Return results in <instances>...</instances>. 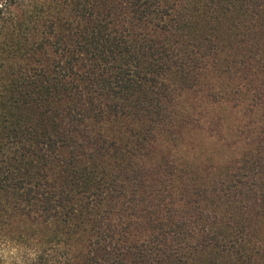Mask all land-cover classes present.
Returning <instances> with one entry per match:
<instances>
[{"label": "trees", "instance_id": "1", "mask_svg": "<svg viewBox=\"0 0 264 264\" xmlns=\"http://www.w3.org/2000/svg\"><path fill=\"white\" fill-rule=\"evenodd\" d=\"M0 264H264V0H0Z\"/></svg>", "mask_w": 264, "mask_h": 264}, {"label": "rangeland", "instance_id": "2", "mask_svg": "<svg viewBox=\"0 0 264 264\" xmlns=\"http://www.w3.org/2000/svg\"><path fill=\"white\" fill-rule=\"evenodd\" d=\"M223 113V119H224V131L225 134L229 136V138H232L233 135V127L235 123V118L238 116L239 112L238 110L234 109L232 106H225L222 110ZM196 143L202 145L201 141L199 140H194ZM205 152L208 153L209 151V146L206 145Z\"/></svg>", "mask_w": 264, "mask_h": 264}]
</instances>
